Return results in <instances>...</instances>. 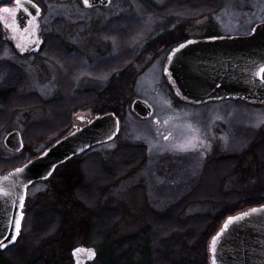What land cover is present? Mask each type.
<instances>
[{
    "label": "rangeland",
    "instance_id": "rangeland-1",
    "mask_svg": "<svg viewBox=\"0 0 264 264\" xmlns=\"http://www.w3.org/2000/svg\"><path fill=\"white\" fill-rule=\"evenodd\" d=\"M3 1L0 0V6ZM32 1L38 4L36 0ZM37 1L45 12L40 22L42 32L56 34L62 43L71 44L82 56L68 55L69 63H61L63 61L57 57L50 58L48 55L26 60L9 55L6 49L0 52V63L14 62L25 71L17 73L7 67L10 74L17 77V89L9 94L10 99L16 98L14 106L10 99L4 105L0 102V175L7 173L6 169L11 165L27 162L39 155L74 127L82 126L83 118L92 119L107 112L113 113L119 120L117 137L107 144L94 147L85 155L75 157L77 159L70 165L79 166L85 176L94 179L98 176L95 172L103 173L104 165L111 168L126 158L120 156L121 160L119 157L116 160L114 152L118 149L139 146L144 152L140 154V163H137L138 157L132 158L133 165L136 163L133 168L126 167L129 170L116 173L123 176L106 189L99 205H95L97 199L94 201L93 196L107 185L102 175H99V181L94 182L95 192L88 191L89 197L87 194L81 197L88 206V216L94 213L103 216L108 210L117 212L119 218L114 231L97 230L89 224H82L76 237L61 239L59 244L56 242L53 247L47 248L54 240L51 236L62 235L55 229L62 225V214L69 208V199L65 208V200L59 197L64 191L61 188L75 182L73 178L78 174L75 171L71 179H66L65 174L61 175L63 171L59 170L50 179L35 183L28 189L20 241L0 252V264H72L70 252L75 247L92 248L97 254L103 253L104 245L110 243L105 241L107 233H111V241L138 236V246L149 247L155 252L154 256L158 250L168 256L159 259L162 260L161 264L191 260L185 250V245L190 243L189 231H179L178 227H172L174 230L168 227L169 230L165 224L160 227L163 230H154L156 224L144 208L147 212L149 209L163 216L196 189L198 193L195 194L200 197L211 192L206 196L217 200L223 197L229 199L223 204L222 200H206L190 205L180 216V221L186 222L192 216L207 219L216 215L220 217L224 206H236L240 200L262 198L264 105H251L241 100L200 106L184 103L174 96L163 75V68L168 53L177 45L176 38L200 40L207 36L240 37L249 34L256 24L264 22V0H192L196 5L206 2L200 10L176 7L181 0H111L109 6L102 10H84L76 1L72 4L56 2L59 0ZM139 1L145 6H153L150 17L143 19L141 10L144 12L145 9ZM210 3L216 7H210ZM132 15L147 20L137 30L136 36L123 44L127 43L129 62L119 72L98 74L95 72L99 68L97 63L119 53L115 41L106 39V34L102 35L101 31L105 33L115 18ZM3 82V79L0 80V83ZM74 85L76 91L94 90L98 100L95 107L80 110L70 120L75 103L60 102L62 109H59L55 100L59 98L62 88ZM3 90L4 84L0 85V92ZM32 100L33 104L39 100L45 105L24 108L26 101ZM135 100L144 101L150 106L152 115L148 119H139L131 111V104ZM48 118L49 123L43 128L42 124ZM28 127L34 130L42 127L44 133L52 135L37 139V135L33 137L27 134ZM14 130L21 133L24 141L20 153H12L3 145L5 136ZM121 154L124 155L125 151ZM228 157H232L229 164L225 162ZM216 173L223 174L224 178ZM85 188L89 187L86 185ZM135 190L142 191L141 202L144 205H138L140 201ZM36 210H40L43 216L33 214ZM50 210H56L58 214L47 215L46 212ZM187 222L184 223L186 227L190 226V222ZM39 226L41 232L37 240L41 241L38 243L34 240ZM153 232L163 237L156 241L152 237ZM210 239L206 249L208 264ZM47 249L50 255L53 252V258L46 256ZM105 251L103 258L89 264H123L125 260L129 264H159L157 256L143 258L139 248L133 251L136 253L134 258L126 259H120L107 248Z\"/></svg>",
    "mask_w": 264,
    "mask_h": 264
},
{
    "label": "water",
    "instance_id": "water-1",
    "mask_svg": "<svg viewBox=\"0 0 264 264\" xmlns=\"http://www.w3.org/2000/svg\"><path fill=\"white\" fill-rule=\"evenodd\" d=\"M81 1L87 9L109 4V0H89L88 4ZM14 5L18 6L17 0ZM18 7H23L33 18L41 16V9L29 0H20ZM28 17L20 12L18 20L25 22ZM181 45L169 53L163 70L176 96L193 105L224 100L264 104V81L253 75L264 63V22L255 25L247 36L189 40ZM131 111L142 120L152 113L141 100L133 101ZM118 131L119 121L114 114L95 117L35 159L0 175V251L13 246L19 238L27 189L48 179L59 165L71 158L113 141ZM3 145L12 153H20L24 147L18 131L8 133ZM230 217L243 218L228 223ZM230 217L209 242L210 264L214 260L215 264H264V206ZM71 257L74 264H85L96 258V252L77 247L71 251Z\"/></svg>",
    "mask_w": 264,
    "mask_h": 264
},
{
    "label": "trees",
    "instance_id": "trees-1",
    "mask_svg": "<svg viewBox=\"0 0 264 264\" xmlns=\"http://www.w3.org/2000/svg\"><path fill=\"white\" fill-rule=\"evenodd\" d=\"M206 2H203L202 4L196 5L192 2V0H181V2L179 1V5L176 7L185 9V8H192L194 10L199 8H203V4H205ZM209 3V2H208ZM140 4L142 5V7L144 6L145 11L143 12V10H141V15L144 16L143 19H145L146 17H150V13L152 10V7L150 4L148 6L143 5L141 2ZM209 5H211L210 7L214 6V3H210ZM201 6V7H200ZM216 7V6H214ZM140 16L138 17L137 15H132V16H128V17H117L115 18L111 24L107 27V29L105 30V34L106 37H112L118 40L119 42V53L117 55H114V57L107 59L103 58V61L98 62L97 64H99V68H97L95 70V72H97L98 74L100 73H114V72H119L123 69V67L126 65V63L129 62L130 57L128 56V47H126L127 43L134 37L136 36V32L138 29L141 28V26L143 25V22L146 20H143ZM56 38V43H55V52L54 53V57H57L59 60L63 61L61 63H69V57H68V52L66 51V48L64 46V43H62V41ZM127 41V43L125 45H123L125 42ZM60 47V49L58 48V46ZM1 47V44H0ZM58 49L60 50V52H58ZM130 53V52H129ZM2 67V68H1ZM0 77H2L0 80H4L5 81H9V83L11 84L10 86H8L11 89L15 88L17 89L15 80H16V76L10 74L9 70H7V67L2 65V63H0ZM6 83V82H5ZM4 83V84H5ZM2 84V83H0ZM6 85V84H5ZM9 94H13L12 92L9 93V91L5 92H0V102L4 105L9 98ZM75 94V95H74ZM30 96V95H28ZM26 96V97H28ZM59 98H57V100H55V103L57 106L60 105V102H73L75 103V107L72 110V113L70 114V120L71 117L76 114L77 112H79L80 110H84L85 109H89L91 107H95L96 106V102H97V93L94 90H81V91H76V85L69 87V88H62V90L59 92ZM12 98V97H11ZM3 99V100H2ZM15 101L16 98L13 97L12 99L9 100V102H11L12 106L15 105ZM58 102V104H57ZM45 102H41L39 100H37L36 103L33 104V100L32 101H26L24 108L27 107H33V106H44ZM53 103V104H55ZM62 105V104H61ZM1 106V105H0ZM59 109H62V106L58 107ZM108 113V112H107ZM49 123V118L43 122L42 127L45 128ZM38 128V130H34L33 127H28L26 132L28 131V135H31L34 137V135H37V139H41L44 137H50L52 134L51 133H44L43 132V128ZM25 132V133H26ZM125 151V154L122 155L121 153ZM89 152V151H88ZM144 152V150L142 149V147L138 148H130L127 150H117L115 151V155L116 156V160L117 157L120 158V156H125L126 158H124L120 164L116 165H112L111 168L107 167L101 162L102 160L100 159V162L104 165V167H102L103 169V173L101 174L100 172H95L96 174L98 173V176L96 178L93 179V177H87L83 174V172L81 171L79 166H76L75 164L70 165V162L74 163L75 160L77 158H73L70 161H68L67 163L61 165L60 167H58L54 174L59 171L62 170L63 173H61V175L65 174L64 176H66V179H71V176L76 172H78V174H76V176H74L76 181L70 184H66V188H63L62 186H65V184H63L61 187V189H63L64 191L62 192L63 194H61L59 197L63 198L65 200V208H66V201L67 199H69L68 202V206L69 208L67 210L66 213L62 214L63 216V221H62V225L59 227V229H55V231H57V233H61L62 235H53L51 236L54 240L51 242V244L47 247L50 248L52 245L54 246L56 244V242L59 244V242L61 241V239H68L70 237V239H72V237H76V234L79 230V227L82 224H89V226L93 229H97V230H103V231H114L115 229V224L116 221L118 220L119 216H117V212H114V210H108L107 212H105L102 215L100 214H92L90 216H88V206L86 203H84L81 199L84 198V196L87 194L88 195V191H92L93 193L95 192V187H94V182L99 181V175H102V179L104 181L105 184H107L105 186V188H103L100 192L97 191V195H94L93 198L95 197V200L97 199V203L94 204L95 205H99L100 204V199H102L103 194L106 192V189L108 187L111 186V183L114 181H116L119 177H122L120 174H116L117 172L122 173L125 169H127L126 167H131L133 168V166H135V164L133 165L134 161L130 160V159H134L135 157L139 158L137 163H140L142 159H140V154ZM87 153V152H86ZM85 153V154H86ZM84 154V155H85ZM114 155V154H113ZM36 157V156H35ZM245 158V157H244ZM234 159V157H233ZM229 160V161H228ZM232 160V157H228V159H226V163L229 164V162ZM222 161V160H221ZM25 162L20 161L17 162L15 165H11L7 170L11 171L15 168H18L20 166H22ZM98 165V164H96ZM100 166V163H99ZM111 166V165H110ZM67 169V170H66ZM112 169H114V172H112ZM5 169H3L2 171H4ZM129 170V169H127ZM206 171H208L206 169ZM53 174V175H54ZM221 174V173H220ZM218 173H216L217 176H220L221 178L223 177V174L220 175ZM52 175V176H53ZM120 175V176H119ZM62 177V176H61ZM78 185H80L78 187ZM88 186L89 188L86 189L85 186ZM85 189L86 192H82V189ZM80 191V192H79ZM78 192L80 193V195H78ZM142 192V191H141ZM141 192L138 190H135L134 193L135 195L139 198L138 205L142 206L144 204H142L141 202ZM195 193H198V189L194 190L192 193H190L188 196H186L185 198H183L179 203H177L175 206L171 207L165 215L161 216L159 214H156L154 212H152L151 210L144 208L145 213L149 214L151 216V221H153L156 225H154V227H156V229L154 230H163V228L160 229L161 225L165 224L167 226V228L169 227L170 229L174 230L173 228L178 227L179 231H184L187 230L189 231V244L185 245V250L188 253V255L190 256V258H192L191 260L187 261V262H181L178 264H208L207 261V255H206V249H207V242L210 239V237H212L216 231L217 228L219 226V223L226 217L229 216H233L236 213L242 212L248 208H253V207H257V206H261L264 205V196L262 198H254V199H248V200H240L239 203L236 206H231L227 205L224 206L223 212L221 213L220 217L214 216L211 217L210 219H207L206 217L203 216H192L190 218L187 219V223H189L188 225L190 226H185L186 222H182L180 221V216L184 213V211L186 210L187 207H189L190 205H197L200 204L201 202L204 201H223L222 204L225 202H227L229 199H226L227 197H223L221 198V200H217L214 199L212 196H206L211 192H207L205 194H203L201 197L197 196ZM42 211V210H41ZM40 214L41 216H43V214H41L40 210H36L34 211L33 214ZM58 214V212L56 210H50L48 212H46L47 215H55ZM32 214V215H33ZM42 218V217H41ZM41 218L39 220V223L41 221ZM162 218V220H161ZM43 220V218H42ZM162 221V222H161ZM44 224V223H42ZM173 227V228H172ZM24 228V226H23ZM168 228V229H169ZM169 229V230H170ZM65 231L66 234L64 236L63 232ZM150 232V230H148ZM153 231V230H152ZM151 231V232H152ZM25 232V231H24ZM41 232V228L39 226V233L37 234V237L34 241H38V243L41 240H37L39 235ZM111 233H107L105 235V241L110 242L109 244L107 243L106 245H104V250L103 253L101 254H97V261L99 258H103L104 257V253L107 252L105 251V249L107 248L112 254L116 253L117 256L121 259H126V258H134V253L133 252L136 248H139L140 251L142 252L143 258H154L155 256L156 259L159 261V259L163 258H168L167 255H165L164 253H162V251L156 252V255L154 256L155 252H153L149 247H141L138 246L140 240H138V236H130L129 238H124V240H117L115 241L112 240L111 241ZM152 237L154 240L158 241L160 240L163 235H159V233H152ZM33 240V239H32ZM20 241V240H19ZM34 241H32V243H34ZM66 244V242H65ZM102 244H105L102 242ZM52 246V247H53ZM138 246V247H137ZM30 247L32 248V244L30 245ZM136 254V253H135ZM49 252L47 249V253L46 256H49ZM49 258V257H48ZM50 258H53V252L51 251V255ZM142 258V256H141ZM101 260V259H100ZM162 260L159 261V264L162 263ZM103 261V260H102ZM120 261V260H119ZM105 264V263H104ZM123 264H129L128 260H125V263L123 262Z\"/></svg>",
    "mask_w": 264,
    "mask_h": 264
},
{
    "label": "flooded vegetation",
    "instance_id": "flooded-vegetation-1",
    "mask_svg": "<svg viewBox=\"0 0 264 264\" xmlns=\"http://www.w3.org/2000/svg\"><path fill=\"white\" fill-rule=\"evenodd\" d=\"M33 2L32 0H29ZM73 1H76L84 10H102L109 6V4L106 7H93L90 9H87L83 6L81 0H59L56 2L61 3H73ZM36 4L41 9V16L39 18H33L28 11H26L23 7H18L14 5V0H4L3 3L0 6V52L7 50L8 54L11 56H15L18 59H26V60H33L38 59L42 57L43 55H48L50 58H54L55 52V43H56V34L52 33H44L42 32L41 27V20L45 16V12L42 8L39 1L36 0ZM138 2V1H137ZM140 3V1H139ZM9 8L12 9V12H3L2 9ZM20 12H24L26 16H29L27 21H19L18 16ZM11 26V27H8ZM101 34L104 35L103 31H101ZM100 34V35H101ZM105 37V36H103ZM106 39H113L115 43L119 47V42L115 38L107 37ZM178 41L177 45L174 46L171 50H173L175 47H177L179 44L183 43L184 40L176 38ZM180 40V41H179ZM64 46L66 48V51L68 52V55H79L82 56V54L78 51L77 48L72 46L71 44H68L67 42H63ZM2 65L8 67L9 69H13L15 72H25L23 67H19L14 62H8V61H2ZM13 67V68H12ZM43 70V69H42ZM5 80V79H4ZM6 82V83H5ZM2 84H4V90L5 92L9 91V93H13L15 91L14 89L9 88L11 84L9 81H5ZM2 84H0L2 86ZM30 95V94H28ZM57 96H55L56 98ZM48 99L49 100H52ZM44 100V99H43ZM47 101V100H44ZM95 117V116H94ZM93 117V118H94ZM91 120L90 118H83L82 126L87 123V121ZM80 127V126H79ZM76 128V127H74ZM78 128V127H77ZM97 258L94 259V261ZM94 261L87 262L86 264L93 263ZM71 262L73 263V260L71 258Z\"/></svg>",
    "mask_w": 264,
    "mask_h": 264
},
{
    "label": "snow or ice",
    "instance_id": "snow-or-ice-1",
    "mask_svg": "<svg viewBox=\"0 0 264 264\" xmlns=\"http://www.w3.org/2000/svg\"><path fill=\"white\" fill-rule=\"evenodd\" d=\"M89 0H85V4H88ZM17 5L20 6V0H17ZM3 12H12V9L9 8H4L2 9ZM11 27V26H8ZM181 47H184L183 45H181ZM253 75L257 76L260 80L264 81V63L261 64V66H259L254 72ZM17 171H20L19 169ZM22 206V205H21ZM253 212H255L256 210L253 209ZM245 215H248L247 213ZM243 217H230L228 223H232L234 220H240ZM225 227H227V224L225 225ZM16 228L17 231H19V223L17 222L16 224ZM213 243L215 244V238ZM213 252L216 251L215 247H213L212 249ZM213 264H215V260L213 261Z\"/></svg>",
    "mask_w": 264,
    "mask_h": 264
}]
</instances>
